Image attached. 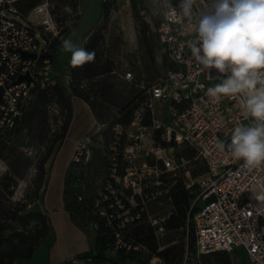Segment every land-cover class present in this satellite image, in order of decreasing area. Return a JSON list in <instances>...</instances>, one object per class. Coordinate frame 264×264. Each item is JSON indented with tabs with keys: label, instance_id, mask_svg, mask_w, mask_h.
Masks as SVG:
<instances>
[{
	"label": "built area",
	"instance_id": "2783aa9c",
	"mask_svg": "<svg viewBox=\"0 0 264 264\" xmlns=\"http://www.w3.org/2000/svg\"><path fill=\"white\" fill-rule=\"evenodd\" d=\"M17 1L0 0L1 133L16 132L40 89L53 87L59 79L72 81V66L63 73L57 66L53 42L64 33L51 1L41 0L27 13L17 7ZM144 1L156 22L161 61L166 60L163 73L152 81L136 79L132 71L121 74L141 93L128 122L119 121V113L98 122L104 134L108 130L106 173L95 191L79 189L77 200L89 206L94 237L99 234L104 239L106 254L147 258L145 264H207L205 260L215 253L242 251L247 264H264V164L248 168L231 154L234 128L248 125L252 118L242 109L240 97L217 101L207 94L223 77L191 56L196 16L189 19L178 12L181 0H171L177 12L169 15L156 10L152 0ZM27 73L30 82L18 81ZM90 136L76 145L73 165L90 160ZM23 150L28 156L35 154L33 146ZM75 173L79 179L78 169ZM188 189L194 190L189 200ZM176 195L184 220L193 218L194 242L186 240L180 257L169 260L159 252L169 247L161 244L173 229L169 221L180 216ZM163 201L172 208L152 211L153 203ZM139 227L151 231L156 250L136 235ZM97 253L93 245L87 260L93 264ZM72 261L80 263L78 257Z\"/></svg>",
	"mask_w": 264,
	"mask_h": 264
},
{
	"label": "rangeland",
	"instance_id": "374dc122",
	"mask_svg": "<svg viewBox=\"0 0 264 264\" xmlns=\"http://www.w3.org/2000/svg\"><path fill=\"white\" fill-rule=\"evenodd\" d=\"M56 12L59 25L62 26L64 39L58 47L56 55L57 66L59 71L63 73L70 64L71 53L63 47L65 40L79 47H84L92 37L95 43V58L93 61L83 65L84 80L81 82L82 87L90 94L94 95L95 99L102 101L101 93L105 89H116L119 93L130 95L132 98L141 93V88L133 82H127L122 79L121 74L127 71H132L136 79L143 77L146 81H152L163 73L165 62L161 61V52L157 46L153 52L147 50L148 34L142 29L140 21L134 15L132 0H106L104 6L109 9L107 15L103 14L102 0H50ZM24 13L28 11L23 10ZM10 16L17 20L24 21L23 18L17 17L11 13ZM77 14L80 18L74 28L69 30L74 23ZM156 23V22H155ZM156 30V25H155ZM66 85L70 83L66 82ZM78 97L76 95H73ZM136 102V99L135 101ZM135 105V104H134ZM104 107L110 108L111 114L106 118H97L89 147L92 151V156L87 163L78 165L72 164L70 172V184L74 190V198L77 200L76 192L82 187H86L88 191L93 192L101 186V180L106 173L108 160L106 155L107 134L99 129L98 122L110 119V117H122L124 112L120 113V108L116 104L106 103ZM93 110L95 116L97 111ZM102 109V108H101ZM119 113V116H117ZM64 121V114L60 112V108L51 103L42 108L41 115L31 124L30 137H26V131H13L9 135L12 142L2 151L0 156V177L5 173H23V176L18 179L15 187V193L11 200L13 203H25L30 207V210L37 209V200L42 194V187L37 188V165L45 155L47 147L50 145L56 133L60 132V128ZM58 141L53 153L45 162V171L47 172L48 165L59 145ZM30 145L34 147V156H30L32 165L25 171L22 162L17 159L18 155L26 156L23 150L24 146ZM95 155V156H94ZM94 156V157H93ZM35 167V170L33 169ZM78 169L80 178L75 175ZM202 168H200V171ZM197 171L196 175L200 172ZM172 180V181H171ZM45 181V179H44ZM174 183L173 178L170 179ZM179 183V182H178ZM181 188V184L179 186ZM194 190L186 191V199L189 200ZM15 205V204H14ZM75 218L81 222L86 230L91 234L95 230L91 227L90 221L92 212L87 204H78L75 202ZM152 211H167L172 208L170 202L163 201L162 205L153 203ZM182 224L178 228H173L167 232L161 240V244L183 248L186 240L189 241L194 235L193 218L184 220L182 211H179ZM179 216V217H180ZM35 221L30 223V227L35 225ZM193 229V230H192ZM229 254V253H228ZM108 256H115L121 264H145L147 258H139L133 255L118 253H107ZM234 260V262H233ZM239 262H238V261ZM207 264H225V260L220 259V255H214L206 260ZM230 264H247V258L242 251L229 254ZM232 262V263H231Z\"/></svg>",
	"mask_w": 264,
	"mask_h": 264
},
{
	"label": "trees",
	"instance_id": "16d2710c",
	"mask_svg": "<svg viewBox=\"0 0 264 264\" xmlns=\"http://www.w3.org/2000/svg\"><path fill=\"white\" fill-rule=\"evenodd\" d=\"M41 0H19L16 2L17 7L20 10L28 11L34 5H36ZM106 0H102L103 14L107 15L109 13V9L104 6ZM134 15L140 21L142 25V29H144L145 33L148 34L147 41V50L153 54L157 45V37L155 30V20L150 15L146 3L144 0H132ZM24 12V11H23ZM53 13L55 14V18L57 19L56 12L53 8ZM80 16L77 14V17L74 23L71 25L69 30L74 28L79 20ZM59 22V21H58ZM91 38L83 48H85L89 52H93L95 49V43ZM54 40L53 47L56 46V54L59 45L62 40ZM95 52V51H94ZM166 64V60H165ZM72 73V81L70 85H66L63 79H59L58 82L51 88L48 89H40L33 102L30 103L28 108L25 110L23 114L22 120L19 123V130L16 132L26 131V137H30L31 134V124L34 120L38 119L41 115L42 108L50 105L51 103H55L59 108L60 112L64 114V121L61 126V130L59 133L55 134V137L52 139L50 145L47 147L45 155L41 159V161L37 165V188L43 187L44 179L46 175L45 171V162L48 160L50 155L53 153L56 143L58 141L60 147L61 142L66 136V133L70 127V123L74 116V105H73V95L81 97L85 101L88 102L92 110H96V117L106 118L112 112L110 108L104 107L106 103L116 104L120 108V113L124 112V115L120 117L118 120L123 122H128L130 120V116L132 110L134 108L135 99H137L138 95L133 96L119 93L116 89L110 88L103 89L101 93L102 101H97L94 95H90L85 88L82 87V81L84 80V72L83 66L73 67L71 68ZM102 108V109H101ZM11 133H1L0 132V156L2 151L8 146V143L12 142L9 138ZM95 156V155H94ZM93 156V157H94ZM17 159L19 162H22L24 170L26 171L31 165L32 160L31 157L26 155H18ZM23 176V173H5L0 177V264H16V261L19 259H30L34 255L38 246L41 242L49 235L51 231V226L48 222V217L41 210H30L27 204L25 203H13L11 200L12 196L15 193V187L18 183V179ZM70 177L67 178L65 183L64 190V200L66 202V208L71 212L73 219L78 223L81 227L84 226L75 218V202L79 204L78 200L74 198V190L70 184ZM76 197V196H75ZM176 205L181 211V206L179 204L178 196L175 197ZM15 204V205H14ZM82 204V203H80ZM35 221V225L30 227V223ZM182 224V219L180 217H174L169 221V227L178 228ZM193 228V227H192ZM193 230V229H192ZM136 235L140 240L148 244L152 249H157V243L153 238L151 231L145 227H139L136 229ZM194 242V235L190 240L192 244ZM104 239L96 234L94 237L93 245L98 248V253L93 258V264H104L109 261L110 264H121L120 261L115 256H108L105 253L106 245ZM92 252V248L90 251L86 252L83 255V258L90 257ZM182 253V247L179 248L176 245L167 247L166 249L159 252L160 255L164 256L169 260H176L180 257ZM124 254L122 252L118 253V256ZM220 255V259L225 260V264H230L229 254L227 252H218L213 254ZM212 256V258H213Z\"/></svg>",
	"mask_w": 264,
	"mask_h": 264
},
{
	"label": "clouds",
	"instance_id": "9594fccd",
	"mask_svg": "<svg viewBox=\"0 0 264 264\" xmlns=\"http://www.w3.org/2000/svg\"><path fill=\"white\" fill-rule=\"evenodd\" d=\"M152 3L165 15L177 12L171 0ZM178 12L189 19L196 16V35L189 44L195 62L222 74L207 94L217 101L240 97L242 109L252 118L248 125L234 128L232 156L248 168L264 164V0H181ZM63 47L71 53L73 67L95 58L94 51L71 40Z\"/></svg>",
	"mask_w": 264,
	"mask_h": 264
},
{
	"label": "crops",
	"instance_id": "0c3cea01",
	"mask_svg": "<svg viewBox=\"0 0 264 264\" xmlns=\"http://www.w3.org/2000/svg\"><path fill=\"white\" fill-rule=\"evenodd\" d=\"M74 116L65 138L56 150L45 175L37 209L48 217L49 235L41 242L30 259H19L16 264H92L83 258L93 246L94 232L81 227L66 208L64 190L72 169L75 147L93 133L97 118L87 101L73 96Z\"/></svg>",
	"mask_w": 264,
	"mask_h": 264
},
{
	"label": "water",
	"instance_id": "95a60500",
	"mask_svg": "<svg viewBox=\"0 0 264 264\" xmlns=\"http://www.w3.org/2000/svg\"><path fill=\"white\" fill-rule=\"evenodd\" d=\"M22 54L25 55V56L27 55V56H31V57H36V54L35 53H29V52H26V51H22ZM23 79H27L28 82H30L31 81L30 74L29 73H27V74H21L19 76V78H18V81H21ZM2 90H3V88L0 86V96H1Z\"/></svg>",
	"mask_w": 264,
	"mask_h": 264
}]
</instances>
